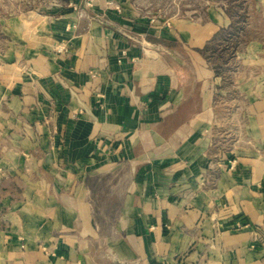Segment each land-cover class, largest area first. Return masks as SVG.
I'll use <instances>...</instances> for the list:
<instances>
[{"label":"crops","instance_id":"crops-1","mask_svg":"<svg viewBox=\"0 0 264 264\" xmlns=\"http://www.w3.org/2000/svg\"><path fill=\"white\" fill-rule=\"evenodd\" d=\"M107 2L8 30L0 264H264V0L246 2L226 118L201 50L230 5L161 19L163 0Z\"/></svg>","mask_w":264,"mask_h":264},{"label":"rangeland","instance_id":"rangeland-1","mask_svg":"<svg viewBox=\"0 0 264 264\" xmlns=\"http://www.w3.org/2000/svg\"><path fill=\"white\" fill-rule=\"evenodd\" d=\"M85 0H83L84 2ZM96 1V0H95ZM248 0H163V10L161 12V19L169 15H185L192 11H205L208 7H216L220 4L230 5V13L238 20L240 23L238 26L241 29L233 37H229V40L224 38L219 39L218 46H224L229 43L231 46L236 44L235 57L230 58L228 63L222 65L223 72L220 76L227 88L231 91L229 94L220 96L221 108L219 109L222 117H227V114H233L238 107H240L237 102L240 100L239 94L233 89L235 82L237 80V72L239 71V63L236 60V53L239 46L242 44V36L245 33V27L248 23V17L245 15L247 12L245 10ZM262 1V0H261ZM61 0H0V53L5 52L8 49V39H9V28L13 22L17 19H22L24 16L31 15L34 13L45 14L50 11L51 8L56 7L60 4ZM85 3V2H84ZM248 7V6H247ZM83 10L87 8L82 6ZM89 9V8H88ZM246 12V13H245ZM262 15V14H261ZM262 16H255V18ZM257 19V20H258ZM253 20V19H252ZM238 37V38H237ZM228 56V53L225 54ZM212 66V65H211ZM232 119V117H229ZM233 122H228L229 126H232Z\"/></svg>","mask_w":264,"mask_h":264},{"label":"trees","instance_id":"trees-1","mask_svg":"<svg viewBox=\"0 0 264 264\" xmlns=\"http://www.w3.org/2000/svg\"><path fill=\"white\" fill-rule=\"evenodd\" d=\"M239 21H235L229 28L221 30L215 38L210 41L201 53L207 59V61L212 65L213 69L217 76H222L223 66L228 63L229 59L235 57L236 44L234 43L231 46L229 43L224 46L219 47L218 40L224 38L225 40H229V37H233L235 39V35L241 29L239 25ZM238 38V37H237ZM228 53V56L225 54Z\"/></svg>","mask_w":264,"mask_h":264},{"label":"built area","instance_id":"built-area-1","mask_svg":"<svg viewBox=\"0 0 264 264\" xmlns=\"http://www.w3.org/2000/svg\"><path fill=\"white\" fill-rule=\"evenodd\" d=\"M84 2H85V3H84V6H85L86 8H92V7H94L95 0H85ZM107 3H108L109 6H115L113 0H108ZM72 6H73L75 9H77L79 18H83V17L85 16V10H83L82 8H79L78 4H72ZM115 7L118 9L117 6H115ZM158 20H159V21H162V23H163L164 25H166V26H170L169 21H166V20H160V18H158ZM153 22H155V20H153ZM124 54H125V52H124ZM233 163H234V162H233Z\"/></svg>","mask_w":264,"mask_h":264}]
</instances>
